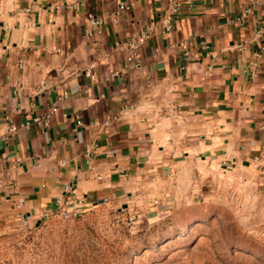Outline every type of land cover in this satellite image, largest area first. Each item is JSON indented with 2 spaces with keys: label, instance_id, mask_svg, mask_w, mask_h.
I'll list each match as a JSON object with an SVG mask.
<instances>
[{
  "label": "crops",
  "instance_id": "obj_1",
  "mask_svg": "<svg viewBox=\"0 0 264 264\" xmlns=\"http://www.w3.org/2000/svg\"><path fill=\"white\" fill-rule=\"evenodd\" d=\"M175 1H3L0 234L58 216L61 196L84 213L239 177L264 198V0H181L166 30Z\"/></svg>",
  "mask_w": 264,
  "mask_h": 264
},
{
  "label": "rangeland",
  "instance_id": "obj_2",
  "mask_svg": "<svg viewBox=\"0 0 264 264\" xmlns=\"http://www.w3.org/2000/svg\"><path fill=\"white\" fill-rule=\"evenodd\" d=\"M199 191L13 228L0 234V264H264V198L255 184L238 177Z\"/></svg>",
  "mask_w": 264,
  "mask_h": 264
},
{
  "label": "built area",
  "instance_id": "obj_3",
  "mask_svg": "<svg viewBox=\"0 0 264 264\" xmlns=\"http://www.w3.org/2000/svg\"><path fill=\"white\" fill-rule=\"evenodd\" d=\"M190 2H191V0H188V5H190ZM181 7H182L181 0H177L174 2L173 6L170 10L171 17L169 19L165 20V23H166L165 29L166 30H169L171 28V21L175 20V18H177L179 16ZM127 8H128V6L124 2H122L119 5V8H117L115 11L113 21L116 22L121 11L124 9H127ZM250 10H251V7L247 8V11H250ZM87 17L90 19L91 26L94 30H97L101 26V24L103 23V19L101 17L95 16L92 13H89ZM255 35L257 38H259L261 36V30L260 29L256 30ZM144 39H145V33H143L141 36H139L136 40L131 41L129 43L128 48H127V56H126V60L129 64L135 60L136 55H137V48H138L139 44H141L144 41ZM211 70H212V66L209 65L207 67V73L209 74L211 72ZM39 87L40 88L44 87L43 81L40 83ZM55 109H56V103L52 104L50 109L47 112H45L44 114L34 116L32 118V122L37 124V125L48 126L49 121H50V116ZM27 124H28V121L25 120L23 122V125L25 126ZM77 124L80 125V121H77ZM14 130H15V126L11 124L8 127V132L11 133ZM87 156L90 157V153L87 152ZM65 192H67L70 195L74 194L73 188L71 187L70 184L65 187ZM81 201H82L81 198H72L71 199L67 196H61V197L57 198L56 208H57L58 216H60L61 218H71V217H76V216L80 215L82 213V210L80 209V206L78 205V203H80ZM21 203H22V201H19L18 205H20ZM48 215H49L48 212H45L44 217L46 218V217H48ZM31 226H33V224L28 222L27 219H25V218L22 219V225H21L22 228L30 229Z\"/></svg>",
  "mask_w": 264,
  "mask_h": 264
},
{
  "label": "water",
  "instance_id": "obj_4",
  "mask_svg": "<svg viewBox=\"0 0 264 264\" xmlns=\"http://www.w3.org/2000/svg\"><path fill=\"white\" fill-rule=\"evenodd\" d=\"M101 201V200H100Z\"/></svg>",
  "mask_w": 264,
  "mask_h": 264
}]
</instances>
